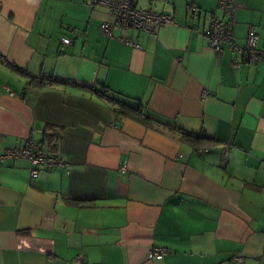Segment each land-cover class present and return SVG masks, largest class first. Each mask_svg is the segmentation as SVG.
<instances>
[{"label": "crops", "instance_id": "crops-1", "mask_svg": "<svg viewBox=\"0 0 264 264\" xmlns=\"http://www.w3.org/2000/svg\"><path fill=\"white\" fill-rule=\"evenodd\" d=\"M136 4L175 23L109 39L106 7L0 0V148L71 166L0 165V264H264V64L210 48L217 0ZM237 4L236 43L264 49V0Z\"/></svg>", "mask_w": 264, "mask_h": 264}, {"label": "built area", "instance_id": "built-area-1", "mask_svg": "<svg viewBox=\"0 0 264 264\" xmlns=\"http://www.w3.org/2000/svg\"><path fill=\"white\" fill-rule=\"evenodd\" d=\"M137 0H85V3L94 8L98 6L110 9L113 17L112 22H105L101 25V31L106 38L115 37L114 30L121 28L123 30L142 31L147 34H154L156 29L172 25L175 20L172 16L161 14L153 10H141L137 7ZM217 7L222 16L214 15L207 29L210 48L214 52L223 49L227 45L229 51L250 64H264V49L258 48V36L254 29H251L245 46H239L235 41V24L239 6L237 0H217ZM197 9L192 12L196 17ZM62 42L65 45L73 44L70 38H64ZM131 47H138L134 41H124ZM232 66L238 68L240 62L237 59L232 61ZM51 81V78H46ZM4 90L13 95L9 86L4 85ZM26 159L31 164V176L33 179L39 178L40 174L47 168L57 167L62 171L69 173L71 166L57 157H50L33 141H27L22 149H2L0 148V165L5 162ZM169 253L167 248L156 247L150 250L146 256V261L162 259ZM236 261L242 262V258L236 257ZM264 262V257H263ZM76 264H87L82 255L77 256Z\"/></svg>", "mask_w": 264, "mask_h": 264}, {"label": "trees", "instance_id": "trees-1", "mask_svg": "<svg viewBox=\"0 0 264 264\" xmlns=\"http://www.w3.org/2000/svg\"><path fill=\"white\" fill-rule=\"evenodd\" d=\"M116 113L124 118H130L135 121H138L144 125H149L152 121L153 117L150 114H147L144 110V107H134L126 102L123 101H115ZM197 139L193 140V143L197 142Z\"/></svg>", "mask_w": 264, "mask_h": 264}]
</instances>
